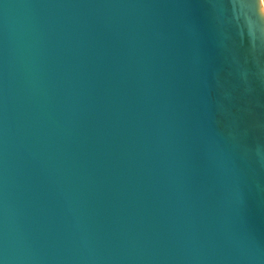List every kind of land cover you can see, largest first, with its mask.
Here are the masks:
<instances>
[{"label": "water", "instance_id": "water-1", "mask_svg": "<svg viewBox=\"0 0 264 264\" xmlns=\"http://www.w3.org/2000/svg\"><path fill=\"white\" fill-rule=\"evenodd\" d=\"M0 264H264V0H0Z\"/></svg>", "mask_w": 264, "mask_h": 264}]
</instances>
